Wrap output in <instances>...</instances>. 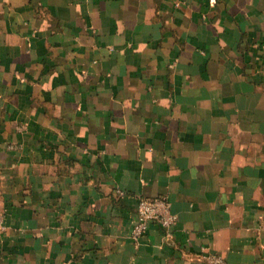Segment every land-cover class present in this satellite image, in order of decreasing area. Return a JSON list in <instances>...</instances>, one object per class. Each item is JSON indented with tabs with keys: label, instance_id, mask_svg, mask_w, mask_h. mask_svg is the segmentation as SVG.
I'll use <instances>...</instances> for the list:
<instances>
[{
	"label": "crops",
	"instance_id": "1",
	"mask_svg": "<svg viewBox=\"0 0 264 264\" xmlns=\"http://www.w3.org/2000/svg\"><path fill=\"white\" fill-rule=\"evenodd\" d=\"M202 251L264 264V0H0V264Z\"/></svg>",
	"mask_w": 264,
	"mask_h": 264
},
{
	"label": "built area",
	"instance_id": "2",
	"mask_svg": "<svg viewBox=\"0 0 264 264\" xmlns=\"http://www.w3.org/2000/svg\"><path fill=\"white\" fill-rule=\"evenodd\" d=\"M119 196L124 194L121 189L117 190ZM177 220V215L172 209V204L166 195L154 197L138 196L136 204V219L131 226L130 236L138 241L146 232L149 223H157L164 231L166 237L172 236L171 228ZM197 259L205 264H230L222 255L202 251Z\"/></svg>",
	"mask_w": 264,
	"mask_h": 264
}]
</instances>
